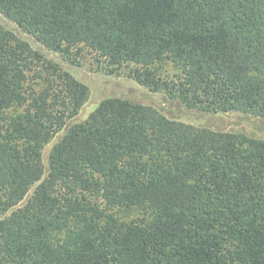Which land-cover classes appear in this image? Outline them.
<instances>
[{"label":"trees","instance_id":"1","mask_svg":"<svg viewBox=\"0 0 264 264\" xmlns=\"http://www.w3.org/2000/svg\"><path fill=\"white\" fill-rule=\"evenodd\" d=\"M0 13L48 50L86 46L154 92L264 119V0H0ZM166 61L174 78L153 69ZM42 64L0 28V264H264V141L109 98L47 167L90 91L68 72L28 91Z\"/></svg>","mask_w":264,"mask_h":264},{"label":"rangeland","instance_id":"2","mask_svg":"<svg viewBox=\"0 0 264 264\" xmlns=\"http://www.w3.org/2000/svg\"><path fill=\"white\" fill-rule=\"evenodd\" d=\"M0 28L14 33L21 40L29 43L34 50L41 53L44 57L45 64L34 67L33 71L28 73L26 82L28 91L40 92L48 88L49 84H58L60 82L58 75L62 72L70 73L75 79L86 85L90 91V97L79 115L68 119L64 129L57 132L51 142L45 146L43 155L47 167L50 153L68 130L88 119L99 104L109 98H120L152 106L169 119L178 120L196 127L243 134L255 140L264 141V119L262 118L240 112H208L196 105L182 103L175 96L166 92H154L138 83L132 77L131 72L136 67L134 64L111 65L99 53L86 46H79L66 52L48 50L36 37L29 34L2 13H0ZM153 69L163 78H174L179 73L170 61L157 64ZM64 100L66 102L70 101L67 98ZM32 193L33 191L19 207L27 203ZM89 199L94 203H98L101 209L106 208V205L96 196L90 195ZM106 211L111 213L109 210ZM116 212H118L116 216L121 221H132L143 217L141 211H134L130 214L124 211ZM11 213L0 215V221L11 215Z\"/></svg>","mask_w":264,"mask_h":264}]
</instances>
